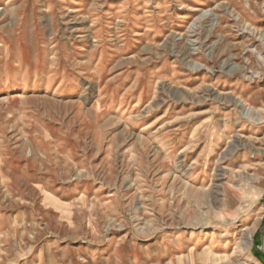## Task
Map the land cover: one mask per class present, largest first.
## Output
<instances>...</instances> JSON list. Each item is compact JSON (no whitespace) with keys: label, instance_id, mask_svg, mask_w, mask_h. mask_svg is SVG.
<instances>
[{"label":"rangeland","instance_id":"1","mask_svg":"<svg viewBox=\"0 0 264 264\" xmlns=\"http://www.w3.org/2000/svg\"><path fill=\"white\" fill-rule=\"evenodd\" d=\"M263 189L264 0H0V264H264Z\"/></svg>","mask_w":264,"mask_h":264},{"label":"bare ground","instance_id":"2","mask_svg":"<svg viewBox=\"0 0 264 264\" xmlns=\"http://www.w3.org/2000/svg\"><path fill=\"white\" fill-rule=\"evenodd\" d=\"M248 229V227L247 228H245L244 230H247ZM251 237V233H249V235H247V236H245V238H246V244H248V243H250V240H249V238ZM253 264H258L257 262H253Z\"/></svg>","mask_w":264,"mask_h":264},{"label":"crops","instance_id":"3","mask_svg":"<svg viewBox=\"0 0 264 264\" xmlns=\"http://www.w3.org/2000/svg\"><path fill=\"white\" fill-rule=\"evenodd\" d=\"M263 193H264V189H263Z\"/></svg>","mask_w":264,"mask_h":264}]
</instances>
